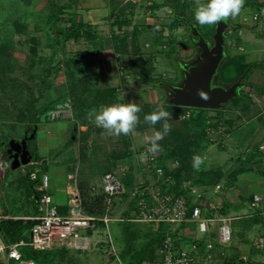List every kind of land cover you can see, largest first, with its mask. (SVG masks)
Instances as JSON below:
<instances>
[{
	"label": "rangeland",
	"instance_id": "374dc122",
	"mask_svg": "<svg viewBox=\"0 0 264 264\" xmlns=\"http://www.w3.org/2000/svg\"><path fill=\"white\" fill-rule=\"evenodd\" d=\"M8 1L10 2V0ZM22 1L27 6L30 5L28 10L35 9V12L31 16L24 15L21 18L19 15L21 11L8 12L12 16L15 13L13 18L15 21L19 18L23 21L20 22L27 26L28 33L15 31L10 26L3 25L0 41L6 43L7 49L0 55V80L10 84L11 77H16L17 82L25 83L27 86L22 88L21 96L27 97L29 91H32L34 95H40L37 105L49 104L54 101L45 108L42 114L50 109H59L54 120L44 119L47 121L43 122L39 119L35 135L27 139L28 149L31 153L46 156L45 147L52 146L57 151L53 156L57 155L58 160L68 162L72 171L77 170L78 182L83 181L86 186L84 190L86 201L94 202L95 199L98 200L102 196V215L106 213L107 216L114 218H124L122 211L129 208V199H132L131 193L127 192L125 196L122 195L123 192L117 193L108 200V195H102L103 191H101L102 174L105 171H114L122 177L128 169H131L137 184H141L136 189L137 192L147 191L145 199L151 201L149 199L150 192L154 191L153 187L162 186L163 177L156 179V176L146 168L148 157L143 148L148 147V144L144 141V137L151 135L153 129L157 131L161 129L152 126L143 129L135 128L130 135L116 137L108 136L102 128L97 127L89 120L82 123L79 119L77 121L72 108L71 95L67 91L65 66L69 64L73 68L76 67L75 73L82 77L80 79L82 84L78 82L76 86L77 91L85 85L89 88L114 87L116 96L108 104L99 102L96 105L98 107L93 106L90 110H98L101 105L134 102L141 105L142 110L138 113V124H140L143 122L142 117L145 114L143 106L148 104L151 112L162 106L171 114L168 120L169 124H181V120L189 114V110L187 107H182L177 112L176 108H168L167 99L170 93L168 85L181 83L183 79L182 65L195 60L199 49L191 38L186 21L179 16L176 22L173 20L176 18L175 14H178L189 16L190 21L196 22L194 18L196 0H184L185 9H179V0H168L167 5H162L163 0H75L71 6L61 10V20L57 22V25L65 28L70 26L72 21L91 23L90 30L95 33V38L89 39L81 35L63 41L64 52L62 48H59L55 53L56 57L60 58V62L52 82L48 80V75L42 72L41 68L50 56L53 39L61 41L62 33L60 29H55L54 35L56 34L57 37H54L46 28L44 22L47 11L46 0ZM67 1L54 0L56 3ZM202 2L206 3L207 0H202ZM2 4L0 0V10ZM16 4L18 3L12 5L8 10L14 9ZM175 5L177 9L173 8ZM261 6H264V0H244L240 14L235 18L228 19L229 23L233 19L241 22L243 28L239 33L237 30H232L229 33L230 25L228 26L224 41V60L222 59L223 61L220 63L214 82L230 84L220 82L219 74L224 71L228 79L236 75L235 62L238 61L240 64H244V62L248 64L240 76L246 72L249 63H251V67L256 66L255 73L252 74L255 75L252 81L255 86L263 87L264 13H261L257 20L252 19V12L260 11ZM1 16L3 13L0 11ZM115 18H124L126 23L111 27ZM134 24L141 29L137 38V50H132L129 42ZM214 26L215 24H198L199 30L206 38L209 33L213 34L211 31ZM123 34H127L129 42L126 44L127 51L115 49L113 44L114 38ZM31 37H35L34 45L38 54L44 56L42 59L31 56L29 53V46L32 45ZM156 37L161 38L160 41L154 42ZM83 51L87 53L81 55ZM228 53L233 58L225 63ZM138 64L150 66V82L144 81ZM225 64H228L229 70H226ZM253 70L251 69L249 73L251 74ZM43 80L49 81L50 84L49 88H45L46 90L44 88L41 90ZM246 82H249V79L246 81L245 78H242V84H246ZM1 88L2 86H0V153L7 162V166L3 176L0 177V213L30 214L36 207L33 197L28 192L31 185L27 178V171L33 170L37 174L42 173V167L39 165L40 163L35 162V159L25 164L14 165L16 160L10 147V140L11 138L18 140L25 133L30 134L35 127L17 120L15 115L20 103L13 92ZM246 93L244 85H240L237 95L224 103L222 107L204 108L208 110L205 125H203L204 141L202 140V143L204 144L192 148L194 155L204 157V163L200 166L199 171L191 167L188 173L185 170L182 173L184 176L182 184L192 185L188 189L191 198H195L199 194V198L202 199L203 216L228 217L226 223L231 231L228 241H220L219 224L222 223L220 219L207 223L206 231H201L198 222L194 221H184L177 226H172L171 230L174 231L175 238H178L182 244L186 246H190L192 242L198 244L195 250L197 258L192 264H234L238 262L240 255L264 260V245L259 241L260 237L264 238V161L262 159L264 150L261 151L259 147H256V143H261L264 140V131L257 128V132L253 126V133H248L251 123L243 124L241 130H239L241 127L238 128V126L230 128L223 114V108L238 103L243 106L244 114V110L252 111L254 108L251 104H247ZM255 111L256 109L252 113ZM66 112L67 115H64ZM241 119L239 118V120ZM259 121L264 125V113L260 115ZM73 122L76 124L75 126ZM159 123L162 125L163 121ZM69 137L70 141H68ZM159 143L161 144V142ZM255 147L256 151L250 153ZM52 148L49 152H52ZM125 149L131 150L129 157L112 160L113 153ZM249 153L251 155H248ZM72 154H75L74 161L68 159ZM166 163L171 168L173 167L171 164L175 165L176 161L168 159ZM83 171H86L85 180L81 179ZM46 173L50 181L46 191L52 195L53 202L59 204L58 201L63 200L64 197V175L66 172L62 165L56 166L48 161ZM54 177L59 179L55 184L53 183ZM196 177L199 178L196 179ZM74 178L73 176L72 180ZM39 180L34 181L35 186ZM254 194L261 196L255 205L252 204ZM59 198L60 200H58ZM63 207V213H69V205L66 200ZM134 210L135 203L131 207L132 214ZM21 221L25 222V220ZM125 222L128 221H107L104 229L94 232L96 237L91 248L88 246L76 249L67 246L68 251L64 254L60 264H104L105 261L106 264H130L134 258L133 253L152 238V235L157 231L158 223L147 224L142 221H130L133 225L131 229H135L137 232L136 237L132 239L127 238L124 234L126 232L124 226L128 225ZM20 229L19 237L28 240L30 227L24 224ZM8 231L0 229V236L6 242L9 241L5 235ZM109 239L114 247L112 248L114 251L110 254L104 250ZM207 242L209 245H206ZM130 244L131 248H129ZM157 245L158 241L152 240L150 246L153 248H147L148 253L149 249H154L155 252ZM147 258L150 257L146 255L139 259Z\"/></svg>",
	"mask_w": 264,
	"mask_h": 264
},
{
	"label": "trees",
	"instance_id": "16d2710c",
	"mask_svg": "<svg viewBox=\"0 0 264 264\" xmlns=\"http://www.w3.org/2000/svg\"><path fill=\"white\" fill-rule=\"evenodd\" d=\"M2 1V6H1V12L3 13V16L0 17V32L3 29V25L6 26H10L11 28H13L15 31H23L28 33L27 31V26H25L23 22L20 18L24 17V15L27 16H31L34 12L35 9H29L26 3H24L22 0H10V2L8 0H1ZM16 1V2H15ZM47 1V11L45 14V25L46 28H48V32H50L51 34L54 35L55 29H60V32L62 33L61 35V41H59L58 39L54 38L52 41V51L50 52V56L46 62V64L44 66H42L41 70L42 72H44L45 74H47L48 76V80L50 82L53 81L55 75H56V69L58 66V63L60 62V58L56 57V51L59 48H62L63 52V41L69 39L70 37H78L81 35H84L85 38H89V39H93L95 38V33L92 32L90 30L91 27V23H86L83 21H72V23L70 24V26L62 28L60 26L57 25V22L59 20H61V10H63L64 7H68L71 6L75 0H68L67 2H63V3H56L54 2V0H46ZM167 1L168 0H163V4L162 5H167ZM157 2V1H156ZM161 2V3H162ZM14 9L12 8V10H8V8H10L12 5H15ZM179 9L182 8H186V3L184 0H179L178 2ZM176 6V5H175ZM173 6V8L177 9V6L175 7ZM174 9V10H175ZM17 11H21L20 12V18L19 20L17 19L16 21L13 19L15 16V13ZM25 11V14H24ZM176 11V10H175ZM8 12H15L14 15L12 16L11 14H9ZM28 12V14H27ZM176 18H174L173 22H176L178 19L177 17L179 16L181 19H184L187 22H192L194 24H196V26L198 27V24L195 21H190L189 16H183V15H178L175 14ZM21 21V22H20ZM123 23H126V19L122 18V19H117L115 18L111 24V27L113 25H117V26H121ZM199 29V28H198ZM141 29L138 27V25H133L131 34H130V43H131V48L132 50H137L138 49V41L137 38L140 35L139 33ZM214 31V29H213ZM211 31V32H213ZM201 32V31H200ZM192 40L194 41V37L193 35L190 33ZM54 37H57V35L55 34ZM160 37V36H159ZM156 37L154 39V42H158V40L160 41L161 38ZM208 37L212 38V33H209ZM34 40L35 37H31L30 41H32V45L29 46V53H31V56H37L40 59H42V57H44L42 54H38V52L36 51L37 48L34 45ZM127 34H123L122 36L118 37V38H114L113 40V44H114V48L115 49H122V51H127V43H129L127 41ZM6 43L0 41V55L3 54L2 52L6 51ZM87 52L83 51L81 52V55L86 54ZM42 55V56H41ZM226 59L225 63H227L229 60H231V58L228 54H226ZM150 60V57H148ZM224 60V59H223ZM222 60V61H223ZM32 63H34V60H32ZM144 64H138L139 66V72L141 75H143V79L146 82H150L151 81V77L149 76V72H150V66H143ZM226 66V70H229V66L228 64H225ZM248 64H246L244 62V64H240L238 61L235 62V67L237 68V73L236 75L231 76L230 79H228L224 73V71L222 72V74H219V81L220 82H224V83H231L232 81H235L238 76H240V74L245 70L246 66ZM34 66V64H33ZM251 68V63H249V67L246 70V73L244 75L243 78H246L249 69ZM65 76H66V84H67V91L68 93L71 95V101H72V108H73V112L74 115L76 117L77 121H81L82 122H86L88 121V113L90 111V108L93 106L98 105L99 102H104V104H108L112 98L114 96H116L115 94V90L114 87L112 86H107V87H97V88H89L86 85L83 86L80 90H76V86L78 84V82H80V79H82L81 76H78L79 74H76V67L73 68L72 66H70L69 64H67L65 66ZM12 82L10 84H8L6 81L0 80V86H2V90H6V91H10L13 92L19 103L17 106L18 112L15 115L17 120L22 121L24 123L27 124H31L32 126H36L39 123V119H40V115L42 114V112L45 110V108L48 107L49 104H52L54 101H52L51 103H47V104H43V105H37V101L40 97V95H34L32 91H29L28 96L27 97H22L21 96V91L22 88L27 86L25 83H20L17 82V78L16 77H11ZM44 82H42L43 86L41 87V90L44 88H49L50 84L48 83L49 81L47 80H43ZM81 83V82H80ZM82 84V83H81ZM45 89V90H46ZM167 105L168 108H176L177 112H179V110L182 107H187V109L189 110V114L185 115L184 118L181 120V124H170L171 125V131L167 134V136L164 137L163 140H161V146L163 147V150L158 153L156 155V160L154 161L156 164L160 165L163 168V172L161 174H159L158 176L156 175L157 173H155L153 170L149 171L151 172L153 175L156 176V179H161L163 177V183H162V190H166V191H187L188 187L184 188L182 185V180H183V171L185 170V172H189V170H191L192 167V162L191 159L194 155V152L192 151V148L197 145L202 146L204 143H202L203 139V125L205 122V118L207 117L206 113L208 112V110L204 109L203 107H194V106H183V105H176V104H172L169 103L167 101ZM141 107V105H139ZM98 107V106H96ZM144 110H145V114L143 115L142 119L143 122L140 124H137L136 128L138 129H143L147 126H152L155 128H162V125L160 123H157L156 125H150L147 122H144V116L147 114L151 113V110L147 105L143 106ZM192 109V110H191ZM79 119V120H78ZM74 126L76 125L75 123L73 124ZM70 137L68 139V141H70ZM257 147V146H256ZM256 147L255 149L252 150V152L250 153H254L256 151ZM258 148V147H257ZM33 153V152H32ZM248 155H251V154ZM131 154V150L130 149H125L121 152H117V153H113V155H111L112 160L115 161L117 158L119 157H129V155ZM39 155L33 153V158L32 159H38ZM168 159H173L177 161V164H173V167L169 168L166 160ZM172 161V160H171ZM113 165V164H112ZM42 166V170L41 172L43 173V170L45 169L46 166L41 165ZM247 167V166H246ZM153 169V167H152ZM244 169V168H243ZM27 178L30 182L31 188L28 191L30 196H32L33 198V202H35V210L31 211L32 213H35L38 211V205H37V197L39 196L40 191L36 189L34 181L40 179L41 180V176L42 173H38L35 179L30 177V171H27ZM132 172L131 169H128V171L125 173L124 176H122V180L124 182L125 185V190L123 191L122 195L125 196L127 194V192L131 193V190L134 188V186L137 184V181L135 180V176ZM186 176H188L186 174ZM199 177H196V179H198ZM39 180V181H40ZM79 189H80V193L82 195V206H83V210L86 213L92 214V215H96V216H101L103 214V209H102V196H100V198H98V200L95 199L94 202H90V201H86V197H85V184L84 182H79L78 184ZM165 186V188L163 187ZM104 195L105 193L102 192ZM131 195V194H130ZM132 196V195H131ZM135 198H137V194L132 196V199H129V208L125 209L122 211L124 218L121 220H116V221H128L125 222L128 225L124 226V231L125 235L127 238H132L134 239L137 235V232L135 229H131L132 222L130 221H136V220H131L129 219L130 217H132V213H131V207L132 205H134L135 203ZM59 212H62L64 209L59 208L58 209ZM30 212V213H31ZM21 220L23 219H13V218H2L0 219V229L1 230H9L8 233H6V237L9 239V241H15L17 239H19V235L21 234V227L26 224L30 227V225L32 224V220H25V222H22ZM130 223V224H129ZM147 224H152L154 222H144ZM96 226H100V227H104V222L102 220H97L96 221ZM157 231L152 235V238L149 239V241H146L143 244V247L136 250L134 254V258L133 260H131L130 264H136L139 260V258L143 257V256H149L152 257L155 252L154 249H149V253L147 248H153L152 246H150V243L152 240H157L158 241V245L160 243V241L162 240V238L164 237L165 233L167 231L173 232L171 231V229H169V224L165 223V222H159L157 225ZM91 228L87 229V232H90ZM174 233V232H173ZM172 233V234H173ZM8 235V236H7ZM126 238V239H127ZM157 245V246H158ZM131 244L130 247L131 248ZM157 248V247H156ZM22 251L24 253V255L29 256V257H33L38 264H60V261L62 260V258L64 257V254L67 253L68 251V247L65 245H60L59 247H50V248H46V249H35L32 248L30 246H24L22 247ZM147 252V254H146ZM154 252V253H153ZM74 259V258H73ZM72 259V262H73Z\"/></svg>",
	"mask_w": 264,
	"mask_h": 264
},
{
	"label": "built area",
	"instance_id": "2783aa9c",
	"mask_svg": "<svg viewBox=\"0 0 264 264\" xmlns=\"http://www.w3.org/2000/svg\"><path fill=\"white\" fill-rule=\"evenodd\" d=\"M264 13V6L260 7V11H253L252 19L256 20L259 15ZM59 109H50L40 115V120L55 119ZM68 110V109H66ZM67 115V112L64 114ZM260 149H263L264 144L259 145ZM147 148H143L147 155L146 168L149 171H154L158 176L163 172V168L156 164V155L147 152ZM264 161V154L262 156ZM176 161V160H175ZM177 164V161L176 163ZM7 162L1 157L0 153V177L3 176ZM153 167V169H152ZM30 177L35 178L36 172L31 171ZM159 177V176H158ZM101 191L107 194V199L110 200L111 196L117 193H121L125 190V185L122 177L118 176L114 171H105L102 174ZM163 181V180H162ZM190 183V181H187ZM142 183V181H140ZM141 184H136L134 189L131 190V195L137 194L135 200V210L129 219L142 221V222H165L169 224V229L172 226L184 221L198 222V227L201 231L207 230V223L213 220L220 219L222 223L219 224V239L220 241H228L231 236L229 225L226 223L228 217H209L202 214V199L198 196L191 198V193L187 191H166L162 190V187H153L154 191H151L149 196L150 200H146L147 191L142 190L137 192V188ZM150 185V183H148ZM184 188H191L192 185L188 184ZM187 185V184H186ZM147 186V185H146ZM48 187V176L43 173L41 178V185L38 186L40 193L37 199L38 211L30 214H2L0 213V219L13 218L32 220L30 225L29 239L25 240L19 238L15 241H4L0 236V264H38L33 258L24 255L22 247L30 246L35 249H46L57 245H65L77 248H87L89 242V235L86 232L88 228H95L96 221L102 220L105 225L108 220L116 219L121 220L122 217L107 216L106 213L101 216L92 214H86L82 211L81 201L78 196V189L73 182L68 189V203L69 213H61L58 210V206L53 202L51 194L45 191ZM261 196L254 194L252 204H256ZM148 199V198H147ZM173 231V230H171ZM174 232V231H173ZM173 232L167 231L160 241L155 250V254L147 259H142L136 264H192L196 261L195 250L198 247L196 242H192L190 246L182 244V242L175 238ZM108 245L104 248L106 253H112L113 244L111 239L108 240ZM260 243L264 245V238L260 237ZM209 245V242L206 243ZM109 248V249H108ZM107 262L105 261L104 264ZM234 264H264L262 259H251L245 255H240L238 262Z\"/></svg>",
	"mask_w": 264,
	"mask_h": 264
},
{
	"label": "water",
	"instance_id": "95a60500",
	"mask_svg": "<svg viewBox=\"0 0 264 264\" xmlns=\"http://www.w3.org/2000/svg\"><path fill=\"white\" fill-rule=\"evenodd\" d=\"M188 29L194 37V44L199 49L197 58L182 65L183 79L181 83L169 84L168 102L176 105L203 108H219L237 95L242 85L244 74L228 85L214 82L220 63L224 57L225 37L228 20L215 24L210 42L198 29L196 24L187 22ZM206 97V98H205ZM30 134L21 139L11 138L10 144L15 157V164L27 163L31 160L27 139L34 136L36 126Z\"/></svg>",
	"mask_w": 264,
	"mask_h": 264
},
{
	"label": "clouds",
	"instance_id": "9594fccd",
	"mask_svg": "<svg viewBox=\"0 0 264 264\" xmlns=\"http://www.w3.org/2000/svg\"><path fill=\"white\" fill-rule=\"evenodd\" d=\"M243 6L244 0H207L206 3L196 0L194 18L199 25L218 24L238 16ZM141 110V107L134 102L112 103L101 105L98 110H90L88 119L97 127L102 128L108 136H127L134 132L139 123L138 113ZM170 117L171 114L162 106L144 116V121L153 126L163 121L161 130L153 129L151 135L144 137V141L148 144V153L154 155L162 151L159 142L171 131V125L168 123ZM203 163L204 157L193 155L192 167L194 170L199 171Z\"/></svg>",
	"mask_w": 264,
	"mask_h": 264
},
{
	"label": "crops",
	"instance_id": "0c3cea01",
	"mask_svg": "<svg viewBox=\"0 0 264 264\" xmlns=\"http://www.w3.org/2000/svg\"><path fill=\"white\" fill-rule=\"evenodd\" d=\"M253 13V12H252ZM246 17V16H245ZM228 20V19H227ZM257 20V19H256ZM228 23H229V21H228ZM232 23V24H231ZM231 23H229V25H230V29L228 30V32L229 33H231V31L233 30V31H235V30H237V32L239 33L241 30H242V24H241V22L239 23L237 20L235 21L234 19L232 20V22ZM240 48H243L242 46H239ZM228 55L230 56V53H228ZM252 61H254V60H252ZM251 69H254L253 70V72L250 74L249 72H250V70ZM255 69H256V66H252L250 69H249V71H248V74H247V76H246V81H247V79H249V82H246V84H242V85H244V89L246 90V95H247V98H248V100H247V104H251V106H252V108H254L252 111H254L255 109H256V111L254 112V113H252V111H249V110H244L245 111V114H244V112H243V106H240V104L238 103V104H235V105H233V106H231V107H229V106H227V107H225V108H223L224 109V112H223V114H224V117H225V119H226V122H227V124H228V126L230 127V128H232V127H236V126H238V128L239 127H241L239 130H241L242 129V127H243V124H245V125H247V124H250L251 123V126H250V129H249V131H248V133L250 132V133H253V126L256 128V131L258 132V130H263L264 131V125L263 124H261L262 122H260L259 121V117H260V115H262L263 113H264V85H263V87L262 88H259V87H257V86H255L254 85V81H252V79H254V76L255 75H252L253 73H255ZM263 69V73H264V68H262ZM260 70V69H259ZM246 73V72H245ZM245 73H244V75H245ZM250 74V75H249ZM248 75L250 76L249 78H248ZM244 77V76H243ZM258 88H259V90H258ZM251 108V109H252ZM239 118H242L241 120H239ZM52 120H54V119H52ZM72 120H73V118H72ZM239 120V121H238ZM44 121H47V120H44ZM43 121V122H44ZM51 121V120H50ZM40 122V121H39ZM256 123V124H255ZM264 123V122H263ZM73 124H74V122H73ZM37 126L38 125H36V130H37ZM257 128H258V130H257ZM239 130H238V132H239ZM255 131V132H256ZM35 133H36V131H35ZM50 134V133H49ZM35 135V134H34ZM257 144V147H259V145H261V144H264V140L261 142V143H256ZM43 147V146H42ZM50 148H48L47 146L45 147L46 148V151H47V154H46V156L45 155H43V156H39V158L38 159H36L35 160V162H38V163H40L39 165L41 166V165H44V166H46L45 167V169L43 170V173H45V174H47L46 173V170H47V163H48V161L49 162H52V163H54V164H56V166L57 165H62V167H63V169L65 170V175H64V197H63V200H61V201H58V200H60V198L57 200L58 202H59V204L57 203V206H58V209L59 208H62L63 207V204H64V201L66 200V202H67V204L69 205V203H68V198H69V195H68V189H69V186H70V184H72L73 182H75V184H76V186H77V189H78V196H79V198H80V201H81V208H82V211L84 212V213H86L84 210H83V206H82V202H83V200H82V195H81V193H80V189H79V186H78V184H79V182H78V179L76 178V174H77V170H75V171H72V168H70L69 166H68V162L67 163H65L64 161H62V160H58L57 158H56V156H53V155H55L54 153H56L57 151H56V149H54V148H52V146H49ZM53 149L52 150V152H49L50 151V149ZM260 148V147H259ZM262 150H264V149H261V151ZM30 151V150H29ZM30 154H31V160H32V158H33V154L30 152ZM74 156H75V154H72V155H70L69 157H68V159H71L72 161H74L75 159H74ZM30 160V161H31ZM171 163V162H170ZM173 164H171V166H172ZM42 167V166H41ZM58 168H59V166H58ZM33 171V170H32ZM42 173V174H43ZM86 173V171H83L82 172V178L81 179H83V180H85V174ZM36 175H37V173H36ZM75 177L74 178V180H72V177ZM37 177V176H36ZM35 177V178H36ZM35 178H33V179H35ZM41 178H42V176H41ZM58 177L56 178V177H54L53 178V183L55 184L56 182H58ZM90 183V182H89ZM163 183V182H162ZM41 185V180L37 183V185L35 186L36 187V189L37 190H39V188H38V186H40ZM49 185H50V181H49V177H48V187H49ZM90 186V185H89ZM47 187V188H48ZM162 187V186H161ZM164 188H165V186H163ZM39 191H41V190H39ZM46 191V190H45ZM52 196V195H51ZM53 198V197H52ZM70 206V205H69ZM63 209H64V207H63ZM32 213V212H31ZM61 213H63V211L61 212ZM23 214V213H22ZM86 214H89V213H86ZM16 215H19V214H16ZM111 220H116V219H111ZM109 221V220H108ZM97 227V228H96ZM95 228H93V229H91V231L90 232H87L88 233V235H89V242H88V245H87V247L88 248H91V246H92V244L94 243L93 242V240H94V238L96 237L95 235H94V232H96L97 230H101L102 229V227H100V226H96ZM105 228V223H104V227H103V229Z\"/></svg>",
	"mask_w": 264,
	"mask_h": 264
},
{
	"label": "flooded vegetation",
	"instance_id": "af4514ba",
	"mask_svg": "<svg viewBox=\"0 0 264 264\" xmlns=\"http://www.w3.org/2000/svg\"><path fill=\"white\" fill-rule=\"evenodd\" d=\"M226 34H227V33H226ZM207 39H208L209 41H210V40H211V41H213V40H212V39H210L209 37H208ZM211 41H210V42H211ZM227 85H228V84H227ZM20 139H21V138H20Z\"/></svg>",
	"mask_w": 264,
	"mask_h": 264
}]
</instances>
